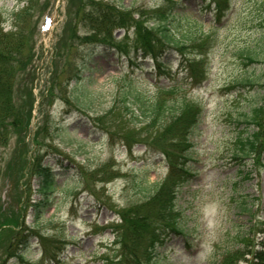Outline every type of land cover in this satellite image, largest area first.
<instances>
[{"label":"rangeland","instance_id":"1","mask_svg":"<svg viewBox=\"0 0 264 264\" xmlns=\"http://www.w3.org/2000/svg\"><path fill=\"white\" fill-rule=\"evenodd\" d=\"M167 1L0 0L1 33L11 34V40L4 38L12 45L0 60V221L22 220L14 232H32L23 259L9 264H119L134 253L142 264H245L241 256L226 262L222 252L235 250L249 231L250 253L264 252V152L245 156L240 150L242 139L256 131L245 125L244 114L257 89L233 84L246 71L261 77L264 70L261 64L245 66L240 56L249 48L264 57V0L227 1L219 23L209 0H178L176 6ZM164 4L171 14L186 12L173 20L179 42L188 45L193 34L202 44L200 51H184L196 60L203 55L207 77L198 86L179 72L175 56L168 69L172 78L157 79L151 61L131 55L133 63L91 45L112 39L127 46L132 40L131 32L115 28L106 39L85 24L84 16L96 17L92 11L99 5L125 19L137 20L132 13L142 11L139 21L152 24ZM156 86L174 87L170 100L186 95L204 112L191 135L186 180L173 196L183 234L148 250L147 238L133 235L142 232L132 233L131 221L154 205L147 202L168 171L138 144L149 134L124 108V92L141 90L146 101L154 100ZM7 109L12 116L6 117ZM40 158L53 170L57 188L52 206L34 220L29 204L39 194L31 165ZM169 184L159 187L165 201L172 195ZM6 234L13 232L0 229V263ZM124 234L131 236L124 241Z\"/></svg>","mask_w":264,"mask_h":264},{"label":"trees","instance_id":"2","mask_svg":"<svg viewBox=\"0 0 264 264\" xmlns=\"http://www.w3.org/2000/svg\"><path fill=\"white\" fill-rule=\"evenodd\" d=\"M170 1L171 0H168L167 2L169 3ZM227 1L229 0H209L210 3L208 4V9H212L213 16L216 17L214 20L216 23H219L220 19L224 16L227 10ZM178 3L179 1L175 0V2L170 5L172 6L173 4V6H176ZM170 5L164 4L155 12L157 18L152 24L147 23V20L142 22L139 21L143 20V15H141L142 11H139V14L137 11L132 13V15L138 16L137 20H133V17L130 14L129 17L132 18L125 19L120 12L112 7L108 5H99L95 11H92L96 17L84 16L83 20L85 24H87L94 32L103 33L106 36V39L108 37L111 38L110 32L115 28L124 30L125 34L128 35L129 32H131L132 40L131 44L125 46L113 42L112 39L110 41L109 39H102L92 41V47L94 49H101L103 53L115 54L118 57L125 56L132 62L138 58L147 59L153 63L151 68L154 69L156 74L155 77L157 79L161 77H164V79L172 78L168 69L171 68L169 66L171 64V56H175L179 72L185 74L195 86L200 85L207 77L203 65L204 58L200 57L203 55L198 54V60H196V56L190 57V55H186L184 51L187 47H193V49L200 51L202 44L193 38V34L188 39V45L190 44V46L179 42L180 38L175 34L177 24H175L173 20L177 16L182 20L186 15V12L181 11L171 14L172 9L169 12ZM98 14L102 15L103 18L99 17ZM104 26L105 28L99 31ZM10 35L11 34H2L0 29V39H4L2 44L5 45L1 46L2 44H0L1 61L4 58V54H10L9 50L12 49V45L9 42H6L8 39L11 40ZM4 37L8 39H5ZM131 55L134 57L133 60ZM240 56L244 59L245 66L261 64L264 68V57L260 60V54L256 52L255 49L247 48L240 53ZM2 62L4 63V60ZM133 63H136V61ZM0 64L1 80L3 64L1 62ZM141 65L142 64L139 66L141 67ZM77 78V74L72 77V79L75 80ZM233 84H236L237 87L241 88H250L251 91L257 89L256 101L247 105L248 113L244 114L245 125L256 127V131H253L246 136V138L242 139L240 142V150L242 155L247 156L254 154L255 156H258L260 151L264 152V139L262 142L259 140V137L264 133V70L262 71L261 77L258 74L255 75L254 72L246 71L244 76L236 79ZM156 87L158 89L154 100L149 98L146 101L141 90L134 92L127 89L124 92L126 97L124 108L136 118L137 122L135 125L144 129V136L149 134L143 139V141H138V144L145 146L148 150H151L159 156L168 171L167 180L165 182L162 181V186L158 184L156 185L157 187L154 189V194L156 193L155 196L147 202V205H152V203L154 205L148 207V212L145 214L144 212L146 210H141L140 214L131 221L132 233L137 229L142 232V234L133 235L138 236L139 238L140 236L141 238L146 237L148 250L155 248L154 246L156 244L163 245L172 235L181 236L183 234V230L180 227L178 220L175 219L176 215L173 213V196H175L176 186L186 180L184 179V176L187 174L186 166L189 159L188 153L192 146L190 141L191 135L194 128L199 124L201 117H203L204 112L202 106L189 100L186 95L181 96L180 99L175 101L170 100L168 96L170 93H173V91H176L174 87ZM136 113L137 115H135ZM3 114L4 113H2V115ZM5 114L7 115L6 117L12 116V114L8 112V109ZM59 163L61 164L60 161ZM31 166L33 169L32 174L38 177L37 193L39 194V199L30 203L29 206L31 207L34 220H37L52 206V198L57 188L55 181L56 176L49 164H44L41 158L35 159ZM167 182L170 183L167 187H169V192L172 194L169 201H165L164 197L162 198V196H160L161 190L159 188L161 186V189H163L165 187L163 185ZM242 209L245 213H248L247 211L249 210V207L247 204H244ZM148 213H150V216ZM21 221H16L11 217H5L0 221V229L5 228V230H12L13 232V234H6V246L3 247L5 258L0 264H9V260L12 258L17 260L23 259V251L26 248V244L29 242V238H32V232H14V228H20ZM124 221H127L125 217ZM250 232L251 231L242 233L243 235L239 236L241 244L240 246L235 247V250L230 248L222 252L223 254L225 253L224 260H226V262L231 261L232 263H237L239 259L238 257L241 256L245 264H264L263 250H253V253H250L252 249L249 243L251 239ZM116 233H118V231H116ZM130 236L131 234H124L122 239L125 241V239H128ZM242 247H245L247 251L242 252ZM250 255L252 257L249 259L248 257ZM243 256L246 257V262ZM129 259L131 260L128 261ZM149 259L150 257L147 259V262ZM140 263V257L134 253L130 254V258L127 260H121L119 264ZM210 264L213 263L210 262Z\"/></svg>","mask_w":264,"mask_h":264},{"label":"bare ground","instance_id":"3","mask_svg":"<svg viewBox=\"0 0 264 264\" xmlns=\"http://www.w3.org/2000/svg\"><path fill=\"white\" fill-rule=\"evenodd\" d=\"M121 31H123V30H120V32H121ZM123 33L125 34V32H124V31H123ZM124 34H123V35H124Z\"/></svg>","mask_w":264,"mask_h":264}]
</instances>
